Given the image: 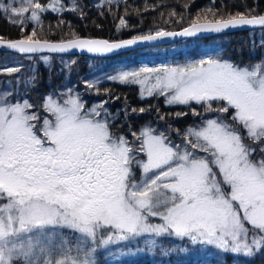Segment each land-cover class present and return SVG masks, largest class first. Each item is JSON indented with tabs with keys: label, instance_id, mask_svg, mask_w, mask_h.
<instances>
[{
	"label": "snow or ice",
	"instance_id": "obj_1",
	"mask_svg": "<svg viewBox=\"0 0 264 264\" xmlns=\"http://www.w3.org/2000/svg\"><path fill=\"white\" fill-rule=\"evenodd\" d=\"M49 11H80L83 17L79 5L68 7L63 0H0V14L22 32L29 23L41 25ZM119 23L128 26L124 18ZM249 25L264 26V15L206 18L179 32L157 30L120 42L79 37L51 42L38 38L33 27L22 39L0 38V47L21 54L72 49L102 54ZM18 71L0 65V75ZM107 79L139 84L142 98L162 95L168 105L194 102L228 116L188 127L180 144L151 126L129 141L111 131L115 115L105 102L86 108L71 88L48 94L39 108L10 88L0 91V264H6L5 249L9 259L23 257V264H33L37 252L48 256L45 264H98L102 251L124 256L157 247L155 239L139 247L146 234L179 240L181 247L165 254L200 252L206 264L221 255L247 261L264 255V62L242 67L224 59L222 51L206 49L183 63ZM214 102L223 106L213 108ZM134 167L141 170L139 181ZM64 229L77 234L75 239L65 238ZM122 243L136 253L115 247Z\"/></svg>",
	"mask_w": 264,
	"mask_h": 264
},
{
	"label": "trees",
	"instance_id": "obj_2",
	"mask_svg": "<svg viewBox=\"0 0 264 264\" xmlns=\"http://www.w3.org/2000/svg\"><path fill=\"white\" fill-rule=\"evenodd\" d=\"M80 6L83 11V17L80 11H64L63 13L45 12L41 17V25L28 24L26 31H21L18 25H14L6 19L7 14H0V38L15 39L24 38L30 34L33 27L36 28L38 38L48 40H67L75 37H104L108 39H122L136 35L148 34L157 30H176L190 25L198 21L214 20L220 18H228L232 15L245 14L248 16L264 14V0H121L112 2L111 5L105 4L100 8L95 0H77L75 3ZM174 14V15H173ZM124 18L127 27L120 26V19ZM196 40L199 44L197 49H201L202 45L216 42L222 46V54L225 59H229L235 63L249 65L256 63L262 57L264 50V28L255 30H241L232 33L207 36L204 38H190L179 43ZM166 46H153L129 53L119 54L109 57H90L80 54L75 55H33L24 56L12 52H3L1 55L17 56L19 58H34L41 56H50L49 66H45L41 61L36 63L38 71L35 74L34 82L21 80L24 87L23 99H28L37 108L42 104L43 98L49 92H60L65 86L63 82L64 64L60 61L65 58L77 57L72 64V70L77 76L73 75L75 87L79 88V92L86 100L87 105L94 103L99 104L105 102L104 107L109 113L119 109L124 112L123 117L128 120L131 115L137 113L140 115L138 120L133 123L124 124L120 121L114 128V133L125 136L129 141H133L132 133H139L140 128L150 122H158V126L166 128L171 134V138H179L182 131L188 126L195 125V122L201 119H207L210 116L228 114H219L216 112H208L201 105H188L184 108L168 105L165 97L162 95H154L149 98H142L140 91L135 84L131 83H115L103 82L99 85L89 88L84 83L82 75L88 69L89 60H104L107 58H123L137 52L159 51L164 52ZM189 51V50H188ZM198 52V51H197ZM196 52V53H197ZM53 58V59H52ZM139 58L135 59L138 60ZM33 64V61L31 62ZM31 65V64H30ZM42 84L44 85H41ZM43 87H41V86ZM39 87V88H37ZM222 104L213 103V108L221 107ZM143 108L144 112L139 110ZM136 111L133 112L132 110ZM189 111L191 116L183 118L184 126H177V121L181 120L182 112ZM195 110L200 115H193ZM180 115H177V114ZM152 122V123H153ZM228 122L231 121L230 117ZM243 134V130H241ZM179 133V135L177 134ZM180 140V139H178ZM251 143V141H248ZM259 154H257L258 156ZM135 170V169H134ZM138 170V169H136ZM63 236L69 240H74L77 234L69 229H64ZM122 245V244H120ZM127 250L128 246L124 245ZM161 251V249H159ZM169 251V249H168ZM167 251V252H168ZM158 248H156V254ZM164 253V252H163ZM152 258L148 253L134 258H123L125 264H171L165 263L166 259H172V254ZM229 257L231 255H228ZM158 261V259H161ZM104 257L99 256L98 264L103 263ZM264 261V260H263ZM193 262V261H190ZM226 264H231L226 262Z\"/></svg>",
	"mask_w": 264,
	"mask_h": 264
},
{
	"label": "rangeland",
	"instance_id": "obj_3",
	"mask_svg": "<svg viewBox=\"0 0 264 264\" xmlns=\"http://www.w3.org/2000/svg\"><path fill=\"white\" fill-rule=\"evenodd\" d=\"M119 1H121V0H112V2H119ZM4 2H8V0H4ZM39 2L42 4H46L48 2V0H39ZM76 2H77V0H63V3L68 7H72L73 4ZM95 3L97 5L105 4V0H95ZM198 44H199L198 41L190 40L187 42H183V44L179 43V42L171 44V46H168L165 48L167 50L164 52H159L157 50L150 51V52H137V53L135 52V53H132L129 55H125V56H123V58L117 57V58H107L104 60H89V63L87 64L88 69L83 73L81 78H83L84 83L86 81H88V82H91L92 84H94L95 86L99 85L100 83H103V82L121 83L119 81H113V80L107 79V77L115 76L118 73L123 72V71L139 70L140 68L146 67V66L158 67L162 64L172 65V64H176V63H183L186 59L196 57L206 49H216L218 51H222V49H223V47L217 45L216 42L211 43V44H207V45H202L201 49H197L196 46ZM43 57L48 58L47 63L44 61ZM224 57L225 56L223 55V58ZM137 58H139V59L135 60ZM76 59H77V57H71V58L62 59L60 61L61 63L64 64V68H65L64 69V77L65 78L63 79L65 86L60 89V92H64L69 88L73 89V92L78 93L80 95L81 99L85 102V107L89 108L93 105H96V103H94L92 105H87L86 100L83 98L84 96H82L79 93L81 91L79 90V88L75 87V84L73 82V75H75V77H76L77 74H75L74 71L72 70V64ZM50 60H51L50 56H41V57L36 56L34 58H19L17 56L1 55L0 56V65L7 64L8 66L18 67L19 71L17 73L12 74L11 76L7 75V74L0 75V91H3L7 88H10L13 93H18L20 99H23L24 87L21 85L22 84L21 80L23 79L24 81H29L28 83H31L33 81L32 78L33 77L35 78V74L38 71L36 63L38 61H41L45 66L48 67L50 64ZM32 61H33V64L31 63ZM261 62H264V50H263V54H262L261 59L259 61H257L256 63L249 64V65H247V64L242 65L239 63H235V62H233V63L240 65L242 67L243 66L251 67V66H255L256 64L261 63ZM131 84H135V83H131ZM135 85L138 87V89L140 91V96H141V86L139 84H135ZM52 93H56V92H49L48 94H52ZM48 94H46V96ZM10 98L16 99L17 97L13 96ZM143 98H149V96H147L145 94ZM118 111L120 112V117H122V113L124 115V112H122L119 109L115 110L111 114L116 115V112H117V115H118L119 114ZM214 117L215 116H212V117L210 116L209 118H214ZM201 120H203V119H201ZM201 120L198 122H195L194 124L195 125L199 124L201 122ZM152 122L144 124L140 128L139 132L146 126H151L153 129H156L158 132L159 131L168 132L166 130V128L158 126L157 121H155L153 123ZM188 127H190V126H188ZM184 132L185 131L183 130L182 134L179 135V136H181L179 138H174V139L171 138L172 141L176 144H180ZM168 133L170 134V132H168ZM116 135H118V134H116ZM170 136H171V134H170ZM178 139H180V140H178ZM134 169H135L134 171H135L136 179H137V181H139L140 179H142L141 170L139 168H135V167H134ZM136 169H138V170H136ZM150 222L151 223H160L158 218H150ZM63 232H65V231L63 230ZM62 235H63V233H62ZM149 239H155L157 241V247L151 248V249H145V241L149 240ZM133 243H135V242H133ZM124 245L125 244L122 243V245H118L115 247L123 249V250L131 252V253H136L135 247H129L126 244L128 246V249H129V250H127ZM81 247H84V245L81 244ZM109 247H113V246H109ZM139 247L141 249H145V250L141 251L137 254H134V255L130 254V255H124V256H120V255L114 256V255H112L111 252L102 251L100 254H98L96 256V259L98 260L99 256L104 257V259H103L104 262L103 263L100 262L99 264H125V263H123V258L139 257V256L144 255L145 253H148L152 258H155L158 255V258H159L163 252H164L163 253V256H164L165 253L168 251V249H169V251H172V249L180 248L181 242L179 240L174 239V238L155 237V236L146 234L144 237L140 238ZM156 248H158L157 254H156ZM159 249H161V251H159ZM76 254L77 253L75 250V244H72L71 255L75 256ZM3 255L5 258L6 264H23V261H24L23 257H20L19 259H17L15 256H13L11 259H9V254H8L7 249L4 250ZM172 255H173L172 259H166L165 263H171V264H206V259L200 252H191V254H185V253H181V252H173ZM54 256L56 259L62 258L57 253H54ZM48 260H49V258L47 255L41 256L40 253L37 252L33 258V264H37V262H39V264H45V262ZM160 260H162V258L158 259V261H160ZM263 260H264V255L257 256L255 259H253L251 261H247V260H244L242 258H237V257H234L232 255L230 257L229 256L225 257V256L221 255V256L216 257V259H214L212 261V264H226V262L231 263V264H264ZM190 261H193V262H190Z\"/></svg>",
	"mask_w": 264,
	"mask_h": 264
},
{
	"label": "water",
	"instance_id": "obj_4",
	"mask_svg": "<svg viewBox=\"0 0 264 264\" xmlns=\"http://www.w3.org/2000/svg\"><path fill=\"white\" fill-rule=\"evenodd\" d=\"M260 15H264V14H260ZM198 22L203 23V22H206V21H198ZM188 26H185V27H188ZM185 27H183V28H185ZM183 28L176 29V30H164V31L179 32ZM262 28H264V26L249 25V26L238 27V28H235V29H227V30H224L221 33H200V34H198L197 36H194V37H183V36L165 37V38L157 40V41L139 43V44H137L135 46H130V47L125 48V49L116 50V51H114L112 53H102V54L101 53H89L86 50H80V49H72V50H70L68 52H65V53H55V52H47V51H45V52L33 53V54H21V53H17V52H14L12 50H9V49H6V48H2V47H0V50L3 51V52H12V53H15V54H18V55H24V56L43 55V54H49V55H75V54H80V55H85V56H90V57H109V56H115V55H119V54L129 53L131 51L139 50V49H143V48H147V47L171 45V44L178 43V42H181L183 40L190 39V38H196V37L197 38H204V37H207V36H214V35H219V34L232 33V32L241 31V30H255V29H262ZM152 33H154V32H152ZM136 36H138V35H136ZM136 36H131V37L122 38V39H108V38H104V37H86V36H81L79 38L107 40L109 42H120V41H123V40L131 39V38L136 37ZM2 39L7 41V40H18V39H22V38H15V39L2 38ZM49 41H51V42H60L62 40H49ZM64 41H66V40H64Z\"/></svg>",
	"mask_w": 264,
	"mask_h": 264
},
{
	"label": "flooded vegetation",
	"instance_id": "obj_5",
	"mask_svg": "<svg viewBox=\"0 0 264 264\" xmlns=\"http://www.w3.org/2000/svg\"><path fill=\"white\" fill-rule=\"evenodd\" d=\"M41 85H44V84H42V82H41ZM40 85V86H41ZM41 87H43V86H41ZM37 88H39V87H37ZM190 105H194V106H199L198 104H195V103H191ZM172 106H178V107H180V108H184L185 106H188V105H172ZM118 115H117V112H116V115H115V120H114V126L111 128V131L112 132H114V128L115 127H117V124L120 122V121H123L124 122V124L126 125V124H128V123H133L134 125H135V123L133 122V121H136V120H138V118L140 117V115L139 114H137V113H135V114H133V115H131V117L128 119V120H126V118L125 117H123V113H122V117H120V112L118 111ZM182 119L181 120H178L176 123H177V125H176V127L177 126H181L182 125V127L184 126V122H183V118L185 119V118H187V117H189V116H191V113H189V111H187V110H184L182 113Z\"/></svg>",
	"mask_w": 264,
	"mask_h": 264
}]
</instances>
